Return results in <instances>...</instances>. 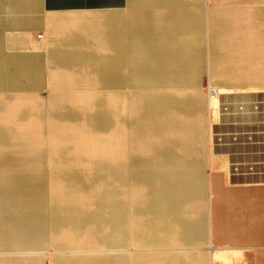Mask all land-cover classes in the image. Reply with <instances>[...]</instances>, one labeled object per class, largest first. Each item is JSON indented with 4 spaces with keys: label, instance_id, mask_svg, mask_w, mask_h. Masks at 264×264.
<instances>
[{
    "label": "rangeland",
    "instance_id": "374dc122",
    "mask_svg": "<svg viewBox=\"0 0 264 264\" xmlns=\"http://www.w3.org/2000/svg\"><path fill=\"white\" fill-rule=\"evenodd\" d=\"M205 6L214 7L204 14H195L198 15V36L202 43V68L197 82L185 85L184 89L158 87L157 84L136 89L110 87L108 93H102L96 80L86 84L76 79L72 82L63 79L61 87H56L55 76L61 69L49 57L50 44L46 43L54 30L45 34V63L39 65L45 70L38 71L35 65L36 70L30 73L29 79L31 86L46 81L45 92L18 93L23 89L18 78L14 80L15 92L7 94L19 101L36 99L44 103L31 129L28 144V151L42 156H29L30 160L41 162L39 169L30 176V183L17 185L19 190L11 192L14 199L8 201L7 207H2L0 201V263L167 264L168 256L169 264H172V257L185 259L188 254L190 260L185 263H198L200 259L192 254L197 247L194 243L201 233L202 237L205 233L203 225L200 228L201 213H206L208 208L205 188L212 170V157L221 156L229 168L230 160L236 159L234 156L241 152L238 146L221 145L219 139L225 142L228 138L234 144L245 141L247 135L241 139L231 136L232 133L262 129L248 124L241 126L244 118L250 123L252 116L239 115L235 121L236 116L226 113L236 110L237 105L233 103L264 101V64L254 60L253 55L255 52L264 55L262 1L205 0ZM102 14L66 13L59 16ZM214 17L227 24L224 27L214 24ZM231 40L239 44L248 63L231 62L226 57ZM216 42L219 48L214 49L212 44ZM216 80L227 83L219 85ZM249 86L257 87V90L248 89ZM211 87L231 93H219L218 116L211 108L212 98L208 92ZM101 99L107 108H113L107 124L102 127L62 116L64 110L70 109L91 114ZM159 103L166 106L165 113L152 118L141 115L144 107ZM237 111L243 114L247 108H237ZM170 124L184 127L172 130ZM211 130L218 132L220 138L214 137ZM185 160L200 161L202 168L194 169L192 175L184 178L182 182L186 183L181 185L182 188L174 183L179 176L174 172L193 169L191 163L189 166L179 162ZM110 163L125 166L119 178L109 176L106 165ZM70 173L80 177L77 187L69 178ZM169 185L174 186V190H183V196L176 191L179 197L177 219L165 216L164 210L161 213L150 209L149 202L159 190L165 191ZM108 190L115 191L120 206L119 225L112 227L95 219L83 226H75L66 219L57 225L51 220L54 204L60 205L64 212L73 209L97 217V208L109 209L105 205ZM193 198L194 207L191 204ZM148 218L155 223H170V235H154L148 231L145 225ZM187 224L195 229L188 228ZM187 247H190V253L185 254ZM181 262L175 261V264Z\"/></svg>",
    "mask_w": 264,
    "mask_h": 264
},
{
    "label": "crops",
    "instance_id": "0c3cea01",
    "mask_svg": "<svg viewBox=\"0 0 264 264\" xmlns=\"http://www.w3.org/2000/svg\"><path fill=\"white\" fill-rule=\"evenodd\" d=\"M213 7L207 8L205 0H0L1 206L7 207L14 199L11 192L19 190L18 184L30 183V176L41 164L29 159L42 155L28 151V144L44 103L19 101L7 94L15 92L14 80L18 78L23 88L18 93L45 92L46 81L31 86L29 79L35 65L38 71L45 70L39 65L45 63L46 43L50 44L49 57L61 69L55 76L56 87H61L63 79H76L86 84L96 80L102 93H108L110 87L136 89L157 84L184 89L197 82L202 68L195 14ZM88 12L103 14L59 16ZM213 23L227 24L215 17ZM51 30L54 35L44 43ZM212 47L219 48L218 42ZM253 55L264 64L263 54ZM243 56L239 44L229 41V61L248 63ZM228 169L226 163L223 170L210 169L205 188L208 208L201 213L200 228L203 225L205 233L194 243L197 247L192 254L200 260L189 264H264V176H231ZM190 256L172 257V264L188 261Z\"/></svg>",
    "mask_w": 264,
    "mask_h": 264
},
{
    "label": "bare ground",
    "instance_id": "6f19581e",
    "mask_svg": "<svg viewBox=\"0 0 264 264\" xmlns=\"http://www.w3.org/2000/svg\"><path fill=\"white\" fill-rule=\"evenodd\" d=\"M163 104L164 103H159L153 106L144 107L141 112V115L152 118L153 116L157 114H163L166 112V109H167L166 106H163ZM95 105H96V109L91 114H87V113H84L82 111H78L75 109L74 110L70 109V110H64L62 116L66 119H72L75 122L86 121L93 127H102L103 125L107 124V121L109 118L108 115L113 108H107L104 102L102 101V99L98 100ZM211 105H212L211 108L213 110V113L216 114L217 106H218L217 97L212 99ZM187 111L190 112V109H187ZM169 127H171L172 130H176V129L183 128L184 126L170 124ZM179 162H181L182 164L185 163L189 166L191 163V166L193 169L190 168L188 170L187 168H185L182 170L175 171L174 173H177L179 175L177 177V181L180 180L182 182L184 178L186 180L187 179L186 177L188 175H192L194 173V169L199 170L202 168L201 167L202 163L200 161L189 162L188 160H185V162L184 161H179ZM211 164H212V171L214 172H216L217 170H223L225 167V162L221 156L219 157L216 155L215 157L213 156ZM106 168L108 169L109 176L111 175V176H114L115 178H119L124 173L125 166L120 163L118 164L110 163L106 165ZM110 170H111V173H110ZM68 175H69V178L73 181L74 186L77 187L79 185L78 180L80 177L76 175L75 173H70ZM177 181H174V183L183 188V186L181 185H185L186 181H183L182 183H177ZM173 187L174 186L169 185L167 190L165 191L159 190L158 193L155 195V197L149 203H150V209H155L161 213L164 210L165 216H169L173 219H177L179 217V211H178L179 204L177 202V198L179 197L176 195L177 193L176 191L179 190V192H181L180 194H182L183 190L182 188L180 189L176 188L174 190ZM191 204H192V207L196 205V203L194 202V198L192 199ZM105 205L109 209L106 210L103 207L97 208L96 210L97 212L95 213L97 217H95L91 214L78 213L76 212L77 210H73V209L68 210V212H64L62 208H60V205L57 206L56 204H54V207L52 209L53 219L51 220L54 222V224H57V225L61 224L63 220L65 219H66L65 221L68 220L69 222L73 223L75 226H83L87 224L89 221H91L92 219L98 220L99 222H102V223H107L112 227L119 225L120 220H121L120 206L116 199L115 191L114 193L111 192L110 190L106 191ZM145 225H146L147 230L153 233L154 235L163 234L165 236L167 234L168 236L170 235V231L172 227V225L168 222H163V223L156 222L155 223L154 221H150L149 218L145 221ZM187 225H188V228L195 229V227H191L190 224H187ZM0 264H3V262H1ZM180 264H186V263L183 261Z\"/></svg>",
    "mask_w": 264,
    "mask_h": 264
},
{
    "label": "built area",
    "instance_id": "2783aa9c",
    "mask_svg": "<svg viewBox=\"0 0 264 264\" xmlns=\"http://www.w3.org/2000/svg\"><path fill=\"white\" fill-rule=\"evenodd\" d=\"M42 35H39L38 38H42ZM208 92L212 99L217 97L218 106L217 110L219 109V100L218 96L219 93L224 92L227 94L229 91L227 90H217L214 87L208 88ZM262 101V100H261ZM257 101V102H246V103H233L234 105H237L235 107L236 110H231L229 113H226L227 115L236 116L235 121L237 120V116L243 115V116H252L253 119H251V122L248 123V121L244 118L241 122V126L247 125H254V128L260 127L262 129H253L252 131L246 132V133H232L231 136H234L235 138L239 137L241 139H245L244 135L246 136L245 141L235 142L234 144L231 141L222 142L220 138V135H217L218 132L215 130L212 132V134H215L214 137H219L217 139L220 140L221 145L225 146H231L235 145L240 147L241 152L236 154L234 156L233 160H230L229 162V173L231 176H249V175H264V101ZM243 107L247 108V111H244L243 114L238 113L237 108L242 110ZM218 116V111H217ZM216 126V125H215ZM237 140V139H236ZM235 140V141H236ZM238 156V158H237Z\"/></svg>",
    "mask_w": 264,
    "mask_h": 264
}]
</instances>
